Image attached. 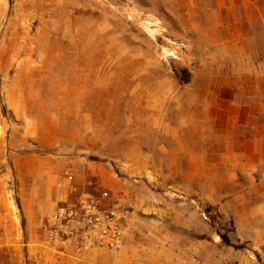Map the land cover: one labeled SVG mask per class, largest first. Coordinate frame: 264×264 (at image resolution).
I'll list each match as a JSON object with an SVG mask.
<instances>
[{
    "label": "rangeland",
    "instance_id": "1",
    "mask_svg": "<svg viewBox=\"0 0 264 264\" xmlns=\"http://www.w3.org/2000/svg\"><path fill=\"white\" fill-rule=\"evenodd\" d=\"M165 2L0 0V264H50L46 216L102 192L138 237L149 224L250 249L206 190L189 189V158L165 152L201 116L207 71L227 66L205 46L212 32L182 29ZM246 19L264 69V14Z\"/></svg>",
    "mask_w": 264,
    "mask_h": 264
},
{
    "label": "crops",
    "instance_id": "2",
    "mask_svg": "<svg viewBox=\"0 0 264 264\" xmlns=\"http://www.w3.org/2000/svg\"><path fill=\"white\" fill-rule=\"evenodd\" d=\"M165 4L179 15L182 29L211 31L205 46L215 55L213 61L227 66L207 71L216 80L206 86L201 116L190 121L188 139L172 134L164 150L167 156L189 158V189L195 195L198 189L206 190L205 202L234 222L232 243L250 249L199 244L180 230H152L149 224L138 237L124 218L122 249L90 251L81 264L253 263L252 252H264V69L246 51L242 30L247 15L264 14V0H166ZM4 252L0 246V263H5Z\"/></svg>",
    "mask_w": 264,
    "mask_h": 264
},
{
    "label": "built area",
    "instance_id": "3",
    "mask_svg": "<svg viewBox=\"0 0 264 264\" xmlns=\"http://www.w3.org/2000/svg\"><path fill=\"white\" fill-rule=\"evenodd\" d=\"M123 216L108 192L59 205L44 220L50 264H65L67 260L81 264L83 255L90 251L121 250L125 240Z\"/></svg>",
    "mask_w": 264,
    "mask_h": 264
},
{
    "label": "trees",
    "instance_id": "4",
    "mask_svg": "<svg viewBox=\"0 0 264 264\" xmlns=\"http://www.w3.org/2000/svg\"><path fill=\"white\" fill-rule=\"evenodd\" d=\"M223 241L225 242V244H227V245H231V242H230V240H229V238L228 237H226V236H224L223 237ZM234 248H236V249H243V248H245L244 246H235Z\"/></svg>",
    "mask_w": 264,
    "mask_h": 264
}]
</instances>
